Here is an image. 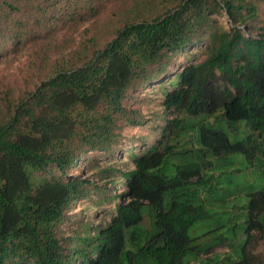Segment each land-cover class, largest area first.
<instances>
[{
    "label": "trees",
    "instance_id": "trees-1",
    "mask_svg": "<svg viewBox=\"0 0 264 264\" xmlns=\"http://www.w3.org/2000/svg\"><path fill=\"white\" fill-rule=\"evenodd\" d=\"M223 9L246 27L256 13L243 0H0V46L40 36L52 47L57 22L94 18L92 34L33 91L0 96V264H189L225 244L232 254L197 264L251 263L253 231L264 238V188L235 206L229 236L204 245L188 234L212 216L209 207H226L232 191L223 188V169L247 163L264 173V31L222 27L212 16ZM199 43L203 58L184 63L163 86L170 116L161 137L128 153V170L100 171L121 186H94L101 200H116L109 219L80 222L65 236V210L93 186L68 170L91 150L111 152L119 122L142 124L129 99ZM221 121L235 133L243 124L244 137L231 140L212 126ZM189 135L194 144L183 145ZM52 169L58 174L46 175Z\"/></svg>",
    "mask_w": 264,
    "mask_h": 264
},
{
    "label": "rangeland",
    "instance_id": "rangeland-1",
    "mask_svg": "<svg viewBox=\"0 0 264 264\" xmlns=\"http://www.w3.org/2000/svg\"><path fill=\"white\" fill-rule=\"evenodd\" d=\"M243 1L256 7L255 17L248 21L249 28L233 23L224 9L221 13L214 14L212 17L217 24L224 28L237 25L246 35L251 33L255 36L264 31V0ZM101 12L103 13L105 10ZM92 17L89 20L79 19L77 23L72 24L68 20L57 22L53 44L55 47L53 45L52 47L47 46L49 39H42L40 36H34L22 45L14 46L11 43H6L0 46V96L7 92L17 98L33 91L40 81L51 72L56 62L65 58L63 56L73 50L82 37L92 34L93 30L89 28L91 20L94 19ZM249 31L251 32L249 33ZM202 48L203 44L199 43L187 50H181L171 58L168 72L161 78L162 81L157 80L144 86L129 99L127 102L128 108L138 114L142 124L122 125V122L118 121L121 125L118 130V140L112 146L111 152L91 150L68 170V173L74 177L93 182V186H86L90 190L89 194L75 198L65 210L66 220L61 226L65 236L72 235L80 222L89 221L95 226L104 224L109 219L113 213L116 200H101L100 197L104 194H98L94 186L109 188L111 192L114 190L119 192L121 186L119 187L115 183L116 179L101 177L100 171L108 166L123 171L128 170L131 167L128 153L139 152L140 149L155 143L161 137L163 126L166 123L165 119L170 116V114L163 115V86L170 87L168 83L174 79V73L184 63L201 60L203 58ZM189 52L195 53L191 55ZM212 120L213 117H210L209 121ZM233 125L221 121L214 123L212 126L216 129H222L231 140L244 137L245 126L240 124L238 127L239 133H235L231 129ZM190 139H193L192 135L181 137V143L186 144V146L194 144L193 140L189 142ZM181 143L178 147L183 146ZM179 160H182V158L176 157L172 159V162L178 163ZM239 168V171H235L233 167H230L220 172L223 188L230 189L232 194L230 197H226V207H209L212 216L199 220L189 228V236H197L196 241L202 242L204 245L214 244L219 240L220 234L229 236L232 233L231 230L237 228L235 218L230 220L232 214L237 215L239 212L235 206L246 203L249 200L250 192L264 188V173L261 172L258 166L244 163V165H239ZM57 174V169H52L46 173L48 176ZM236 222L239 223L240 221L236 220ZM253 233L256 237L251 241L248 248L250 264H264V238H260L257 231H253ZM232 253L227 244L218 245L213 247L208 254H202L198 259L191 260L189 264H197L200 259L212 258L215 255L221 257L224 254Z\"/></svg>",
    "mask_w": 264,
    "mask_h": 264
}]
</instances>
